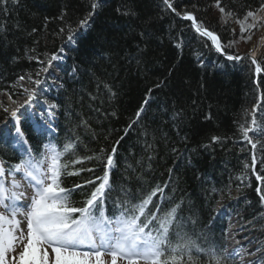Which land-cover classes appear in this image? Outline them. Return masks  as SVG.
I'll return each mask as SVG.
<instances>
[{
	"label": "trees",
	"instance_id": "1",
	"mask_svg": "<svg viewBox=\"0 0 264 264\" xmlns=\"http://www.w3.org/2000/svg\"><path fill=\"white\" fill-rule=\"evenodd\" d=\"M93 3L0 0V92L20 94V77L34 84L41 79L36 73L69 44L60 85L46 95L59 110L58 134L35 135L24 122L37 161L45 143L62 150L74 141L78 157L98 155L100 149L106 156L115 147L111 188L103 201L107 216H119L159 186L163 193L153 197L154 204L163 211L180 205L173 230L178 224L204 248L223 246L225 222L215 210L221 200L264 250V202L256 191L264 189V135L249 133L259 140L252 149L242 132L252 115L264 126V75L257 76L249 57L227 59L244 54L248 39L242 35L252 36L261 26L264 0H220V7L232 13L223 19L217 0H173L177 12L193 13L219 36L225 55L163 0H99L95 10ZM249 10L261 23L242 34L237 17ZM70 30L75 33L71 42ZM253 52L264 68V46ZM4 113L0 110V123ZM0 156L9 170L22 158L1 136ZM81 167L94 172L64 177L65 188L104 172L97 160L75 165ZM93 187L75 189L72 203L82 206ZM228 264L235 263L228 259Z\"/></svg>",
	"mask_w": 264,
	"mask_h": 264
},
{
	"label": "snow or ice",
	"instance_id": "2",
	"mask_svg": "<svg viewBox=\"0 0 264 264\" xmlns=\"http://www.w3.org/2000/svg\"><path fill=\"white\" fill-rule=\"evenodd\" d=\"M163 3L177 16L182 15L183 19L191 21L195 31L208 38L217 52L224 51L219 36L198 21L193 13L177 12L173 0H163ZM98 4L99 0H94L92 9L95 10ZM217 7L222 14L221 19L232 15L230 11L226 12L225 8L220 7V0H217ZM260 10L264 11V5H261ZM93 14L94 12L90 13ZM237 23L244 34L257 28L261 18L257 12L249 10L242 19L237 17ZM86 24L87 18L80 22L82 28ZM74 36L75 33L70 30L68 40L73 41ZM242 38L250 40L251 36L242 35ZM56 59L58 57L55 55L51 58L52 61ZM227 59L241 60L242 57L228 55ZM48 63L51 64V61ZM251 63L255 66L257 76L264 72L255 52L251 55ZM42 71L47 72L48 68L45 67ZM40 75L41 72L36 73L37 77ZM20 79L24 80L25 77L21 76ZM28 79L31 80L32 77L29 76ZM43 83L41 79H35L36 87L25 89L29 92L28 98L11 111L17 144H27L20 120L31 119L35 115L28 113L26 106H30L37 98V92ZM21 109L25 111L22 112ZM143 111V107L138 110L137 118ZM257 130L260 135H264V126H258L253 115L251 125L242 126L244 138L252 149H256L259 140L254 142L249 133ZM9 134L11 130L6 126L0 128V136ZM217 139L213 137V141ZM44 147L47 151L41 160L22 157L11 170L22 174L27 187L33 189L31 196H26L25 192L13 191L0 183V209H3L0 211V264H118V261H124V264H228V257L233 253L227 247L210 244L208 248H204L197 240L180 230L178 224L176 230H173L180 205L163 211L159 204H154L153 197L163 193V188L159 186L140 203L132 205L130 209L125 208L119 216L113 218L105 214L103 201L106 191L111 188L110 173L115 167V147L106 156L103 155L104 149H100V154L87 157L76 156L77 145L74 141L65 143L62 150L55 144H46ZM26 151L30 152V149ZM65 156L68 159H63ZM85 160L103 163V175L85 179L72 189L65 188L64 177L79 176L83 171L94 172L92 168H75V165H82ZM3 174V169L0 168V175ZM256 179L261 180V176L258 175ZM88 185L94 186L93 190L82 206H75L70 199L72 192ZM21 186L19 180L13 179V188ZM256 191L264 202V189L258 187ZM22 200L23 204H19ZM162 211L163 214L158 219L157 213ZM154 221L158 227L150 228ZM49 249L54 254V259H50ZM106 255L110 257V261L104 259ZM249 264H264V256L249 261Z\"/></svg>",
	"mask_w": 264,
	"mask_h": 264
},
{
	"label": "rangeland",
	"instance_id": "3",
	"mask_svg": "<svg viewBox=\"0 0 264 264\" xmlns=\"http://www.w3.org/2000/svg\"><path fill=\"white\" fill-rule=\"evenodd\" d=\"M262 15H264V11L262 12ZM237 28H240V24H238ZM245 46V47H244ZM241 49V51H243V53H251L252 51L254 50H257L259 47H263L264 46V20L261 24V26L258 28V30H256L252 36H251V39L247 41V43L244 45ZM23 86L22 87H26L24 84H22ZM26 89V88H25ZM22 98L18 99V102L17 104H20V101H21ZM3 100L0 101V104L2 103ZM5 102L7 103H10V104H13L15 102V100L13 99H9L7 97V99L5 98ZM9 110H13L11 108H8ZM46 166V165H45ZM241 241L243 242V239H241ZM254 247V246H253ZM252 246L248 247V249H253ZM244 248V247H243ZM20 249H18L19 251ZM254 250V251H253ZM251 250V253L249 256H252L254 257L255 256V252L256 250L253 249ZM49 252V257L50 259H53L54 258V254L51 252V249L48 250ZM11 255V254H10ZM105 260H109L110 261V257L109 256H105L104 257ZM254 260V259H253ZM121 263H124V261H119Z\"/></svg>",
	"mask_w": 264,
	"mask_h": 264
},
{
	"label": "bare ground",
	"instance_id": "4",
	"mask_svg": "<svg viewBox=\"0 0 264 264\" xmlns=\"http://www.w3.org/2000/svg\"><path fill=\"white\" fill-rule=\"evenodd\" d=\"M13 179H16V180H19L21 182V187L20 188H13L12 187V181ZM2 184L6 187V188H9V189H12L13 191H16V192H25V194L27 193V182L24 181V180H20L16 177H6L4 180H2ZM26 196H28L26 194ZM19 204H22L23 203V200L18 202Z\"/></svg>",
	"mask_w": 264,
	"mask_h": 264
},
{
	"label": "water",
	"instance_id": "5",
	"mask_svg": "<svg viewBox=\"0 0 264 264\" xmlns=\"http://www.w3.org/2000/svg\"><path fill=\"white\" fill-rule=\"evenodd\" d=\"M179 18L180 19H182V20H184V21H187V22H189V23H191V25H192V22L191 21H188V20H185V19H183L182 18V15L181 16H179ZM194 28V27H193ZM206 38V37H205ZM206 39H208V38H206ZM209 40V39H208ZM210 41V40H209ZM211 42V41H210ZM245 56H249L250 58H251V54H249V53H245V54H243L242 55V57H245Z\"/></svg>",
	"mask_w": 264,
	"mask_h": 264
},
{
	"label": "clouds",
	"instance_id": "6",
	"mask_svg": "<svg viewBox=\"0 0 264 264\" xmlns=\"http://www.w3.org/2000/svg\"><path fill=\"white\" fill-rule=\"evenodd\" d=\"M18 81H19V80H18ZM18 81H17V82H18ZM0 100H2V97H1V99H0Z\"/></svg>",
	"mask_w": 264,
	"mask_h": 264
}]
</instances>
